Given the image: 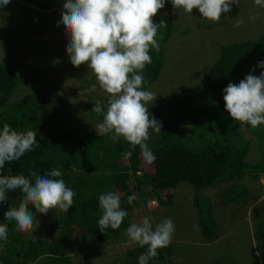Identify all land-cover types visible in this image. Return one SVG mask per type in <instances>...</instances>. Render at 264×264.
<instances>
[{
	"label": "trees",
	"instance_id": "trees-1",
	"mask_svg": "<svg viewBox=\"0 0 264 264\" xmlns=\"http://www.w3.org/2000/svg\"><path fill=\"white\" fill-rule=\"evenodd\" d=\"M26 1L36 7L43 4V0ZM171 7L170 0H166L165 7L153 17L154 23L159 24L163 20L167 24L166 28L158 30L156 39L160 45L170 35ZM4 51L1 49L2 56ZM159 51L150 50L153 62L143 70V86H149L158 76L162 63ZM28 52L30 49H26V53ZM3 60H0V130L5 123L17 131L33 130L40 144V147L27 152L20 160L6 162L3 174L28 176L29 169L44 174L52 168H59L62 172L60 178L76 195L72 208L67 213L56 210L61 215L53 219L56 230L52 237L44 242L37 243L27 239L14 245L22 238L19 237L22 231L16 230L14 221L5 220L4 213L9 207L17 206L22 197L19 191L8 192V201L0 204V224L8 226L7 237L11 241L4 244L0 261L8 262L7 264H72L65 254V248L74 225L83 228V235L96 237L98 240L113 236L129 225V210L133 207L144 206L152 198L167 204L173 201L175 187L180 182H187L193 188L191 203L203 239L209 242L218 237V227L213 221L210 206L217 205L232 226L225 230L226 241L232 244L231 250L227 248V251L233 258H240L241 239H229L231 232L238 227L231 220L236 212L227 209L236 205L247 210L258 201L259 197H254L246 184L237 181L244 178L257 180L264 175V125L252 128L234 121L225 110L224 100H217L218 97L215 96L220 94L242 68L257 67L260 61H264V31L250 40L228 42L219 46L217 57L207 68L202 80H197L188 93L176 96L164 113H161L160 105L156 102L147 106L149 113L160 122L162 131L156 133L149 129L150 139L146 143L155 156V160L150 163L152 174H143L138 169L141 154L139 146L130 159H124L122 154L129 149V144L123 138L114 140L110 134L93 135L91 132L75 135L54 124L47 126L49 104L39 90H25L18 99L9 101L8 97L14 91L19 76ZM29 69L30 72L31 69L38 71L34 67ZM54 93L55 91L51 96ZM50 107L57 112L53 103ZM246 135L253 136L258 148V158L251 164L244 159L250 145ZM92 146L94 147L90 148ZM123 160L126 161L125 164H120ZM208 187L218 189L214 199L208 196ZM113 188L120 190L121 207L127 210L128 215L120 230L109 227L101 232L97 224L102 215L99 195L113 191ZM203 188L206 189L205 192ZM162 194L165 195L164 201L161 199ZM133 195L136 199L129 204L127 198ZM259 203H263V206L258 207ZM251 207L253 209L249 219L256 216L251 236L256 246V257L260 264H264V198ZM33 212L36 213L35 208ZM61 224L66 227L63 228ZM146 250L147 246L127 250L124 261L112 259L105 264H139V256ZM171 252L170 245L159 249L158 256L150 260L149 264H173L168 259ZM128 255L135 261L131 262ZM212 264L216 262L213 261Z\"/></svg>",
	"mask_w": 264,
	"mask_h": 264
},
{
	"label": "clouds",
	"instance_id": "clouds-1",
	"mask_svg": "<svg viewBox=\"0 0 264 264\" xmlns=\"http://www.w3.org/2000/svg\"><path fill=\"white\" fill-rule=\"evenodd\" d=\"M10 2L11 0H0V8H4ZM170 2L171 17L174 15V10H183L192 14L193 9H197L203 19L219 23L222 14L229 13L231 5L233 3L239 5L240 0H170ZM165 3L166 0H64L63 3L60 24L68 35L69 43L66 51L70 62L75 67L86 64L95 75L100 89L108 95L106 111L99 100L91 110L103 114L102 122L97 125V131L99 135L110 134L114 140L123 138L129 144V149L122 154L125 160L131 158L137 146L145 161L152 163L155 160L153 151L146 143L150 139L149 129L156 133L162 131L160 122L149 113L147 108L157 96L151 91L144 90L143 70L153 62L150 50L155 49L157 52L160 50V43L156 39L157 33L159 29L166 28L167 24L163 20L156 24L153 17L165 7ZM254 3L264 8V0H254ZM249 19L255 21L257 16L253 15ZM234 20L233 26L236 28L244 23L239 16ZM257 67L264 69V61H260ZM96 88L97 85L92 84L88 91L94 92ZM223 93L225 110L234 121L250 125L252 128L264 125V71L259 76L248 74L238 84L229 82ZM36 135L33 130L17 131L7 123L0 130V204L8 201L6 195L8 192L21 193L22 198L18 205L9 207L4 213V219L14 221L16 230L22 232L31 231L39 224L33 208L36 212L45 215L49 210L56 209L67 213L72 208L76 195L60 178L62 172L59 168H52L44 174L29 169L28 176L3 174L2 170L6 162L18 161L27 152L40 147ZM162 196L165 198L164 194ZM262 198L264 194L258 200ZM135 199L133 195L129 196L127 201L132 204ZM152 200L167 205L166 202H159L155 198L148 200L146 204ZM210 206L213 210L217 207L214 204ZM99 208L102 215L97 224L101 232L109 227L113 230L119 229L128 215L127 210L121 207L120 195L112 191L99 195ZM130 212L131 210H129V225L123 231L126 230L125 235L129 241L140 247L147 246V250L139 256V264H149L150 260L158 256L159 249L167 248L174 240L175 224L171 218H164L159 223L151 222V216L143 217L139 223H131ZM234 216V219L238 218L236 213ZM167 217L171 216L167 215ZM246 217L248 216L245 215L244 220ZM76 227L81 231V238L91 237L83 235L82 227ZM196 227L198 228V225ZM217 227L220 232L222 230L220 223ZM251 230L253 231V226ZM74 231L69 237V242ZM54 233L55 229L49 236L38 240L34 235L23 237L14 245L27 239L37 243L44 242ZM7 235L8 226L0 224V254L3 253L4 244L11 241L7 240ZM194 235L203 239L199 228L197 233L194 231ZM174 241L180 242L181 246H189L191 242L188 238ZM69 242L65 254L71 249ZM137 247H129L126 251ZM123 255L126 256L125 253ZM128 259L131 262L135 261L130 255ZM173 264H183V262L179 260Z\"/></svg>",
	"mask_w": 264,
	"mask_h": 264
},
{
	"label": "rangeland",
	"instance_id": "rangeland-1",
	"mask_svg": "<svg viewBox=\"0 0 264 264\" xmlns=\"http://www.w3.org/2000/svg\"><path fill=\"white\" fill-rule=\"evenodd\" d=\"M26 2L32 4L26 0H11L7 6L0 8V48L5 50L3 57L0 49V60L4 59L5 63L19 76L18 83L8 100H16L26 91L34 92L37 89L43 93L45 101L48 100L47 126L54 124L72 131L75 135L84 134L83 132L87 131L99 135L97 125L102 122L103 114H97L91 110L95 107V102L99 100L106 111L108 95L100 89L95 75L86 64L75 67L70 62L66 51V46L69 43L68 35L60 24L64 0H43L42 6L38 7L40 10L27 8ZM253 15L257 16L255 21L249 19ZM238 16L244 23L241 27L236 28L233 25L234 19ZM54 25L58 29L54 28ZM261 31H264V8L255 5L254 0H240L239 5L233 3L231 11L222 14L219 23L203 19L197 9H193L192 14L185 13L183 10H174L170 35L160 45L159 59L162 63L158 76L149 86H143V88L157 96L153 102L158 103L161 113H164L165 108L173 102L176 96L188 93L197 80H202L207 68L215 61L219 46L228 42L250 40ZM32 32L33 34L29 38L32 44H28L25 39ZM26 49H30V52L26 53ZM24 56H27L26 59ZM30 67L37 68L39 72L35 69H31L30 72ZM262 71L264 69L257 67L242 68L231 82L238 84L248 74L259 76ZM92 84L97 85L96 91L89 92L88 89ZM53 91L55 93L51 96ZM223 95L222 90L215 98L223 99ZM52 103L57 112L51 109ZM246 138L249 139L250 145L244 159L251 164L258 158V148L253 136L246 135ZM139 160L138 169L143 174H152L151 164L145 161L141 154ZM125 162L123 160L119 163L125 164ZM130 182L132 183V180ZM237 183L246 184L253 196L256 195L260 198L264 194V190L262 191L263 176L257 180L244 178ZM208 188L210 189L207 190V194L213 199L218 189L216 187ZM203 189L205 192L206 189ZM112 192L121 195L118 188H113ZM174 193L173 201L167 205L158 204L152 200L144 206L140 205L131 209V223H139L145 216H151V222L157 223L164 218H171L173 222L175 220L180 222V231L174 234V240L188 238L191 241L189 244H198L200 238L194 235L197 225L196 213L191 203L193 202V188L187 182H180L175 187ZM161 199L164 201V196ZM160 206L161 208H159ZM257 206L262 207L263 203H259ZM252 209L253 207L246 210L245 207L241 208L236 205L234 208L227 209L235 211L238 217L231 219L235 227H238L231 232L229 239H235V237L241 239L240 253L244 252L243 248L246 246V229L248 230L249 225L252 229L254 219L256 220V216L249 219ZM56 210H49L46 215L34 213L39 221L38 226L31 231L20 233L19 237L34 235L38 240L52 234L55 229L53 219L55 216L61 215V212ZM256 214L255 209L254 215ZM167 215L171 217H167ZM211 215L216 225L220 223L221 231H225L231 226L228 224L229 219L227 221L224 219L219 207L212 209ZM245 215L248 216L246 220H244ZM62 224L63 228L66 227ZM72 231L74 233L70 242L71 249L66 251L72 264H103L112 259L124 261L123 254L126 249L139 246L129 241L125 235L126 230L119 231L105 240H98L94 237L81 238V231L76 225ZM174 240L171 244L177 245V252L170 259L176 262V257L182 260L183 256L180 242ZM219 241L224 243L225 240ZM221 242L218 243L220 252L214 250L215 248L210 251L213 256H216L214 259H217L221 254L220 258L228 261L229 255L223 254L228 253L227 248ZM226 243L228 241H225ZM231 246L232 244H228L229 250H231ZM192 254L195 258L198 255L197 252ZM238 260H241V256ZM183 264L190 263L183 262Z\"/></svg>",
	"mask_w": 264,
	"mask_h": 264
},
{
	"label": "crops",
	"instance_id": "crops-1",
	"mask_svg": "<svg viewBox=\"0 0 264 264\" xmlns=\"http://www.w3.org/2000/svg\"><path fill=\"white\" fill-rule=\"evenodd\" d=\"M26 7L27 8H30L32 10H40L38 9L37 7H35L34 5L32 4H28V3H25ZM52 27V26H51ZM54 28L58 29L56 25H54ZM66 33V31H64ZM33 32L29 34L28 38H26L25 40H27L29 43V38L32 36ZM46 36V35H45ZM67 47V46H66ZM24 59H26V56H24ZM81 97V96H79ZM81 100V99H79ZM260 200V199H259ZM258 200V201H259ZM174 224H175V233H178L180 231V222H177L176 220L174 221ZM177 227H178V230H177ZM251 229L250 227L248 228L247 230V243H246V246L243 248L244 249V252L240 253V256H241V260H238V258H233V255L228 252V253H223V254H226V255H229L227 260L229 261H226L222 258H220L221 254L219 255V257L217 259H214L216 256H213L212 255V251H210L211 249H214L218 252L219 251V246H218V243L221 242L219 240H225L226 241V231H221L218 232V237L213 240L212 242H204V240L201 238V237H198L200 238V243L198 244H190L189 246H185V245H182L181 247V252H182V256H183V259H182V262H187V263H190V264H212V262H216L218 264L222 263V264H260V261L258 260V258L256 257V246L254 245L252 239H251ZM196 233L198 232V228L196 227ZM233 240V239H231ZM13 241H16L15 239ZM225 241H223L224 243L223 246L225 248H228V244L230 243H226L225 244ZM176 244L174 245H171L170 244V248L172 250L171 254L169 255L170 258H172L173 256H175L176 254ZM255 248V249H254ZM210 251V252H209ZM193 252H197L198 255L195 256L192 254ZM177 261L180 260L179 257H176L175 258ZM8 262H2L0 261V264H7ZM28 264V263H27Z\"/></svg>",
	"mask_w": 264,
	"mask_h": 264
}]
</instances>
